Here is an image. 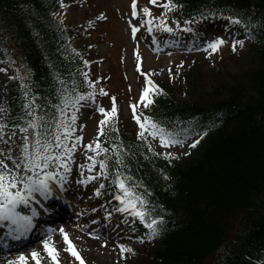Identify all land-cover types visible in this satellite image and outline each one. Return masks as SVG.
<instances>
[{
  "label": "trees",
  "instance_id": "1",
  "mask_svg": "<svg viewBox=\"0 0 264 264\" xmlns=\"http://www.w3.org/2000/svg\"><path fill=\"white\" fill-rule=\"evenodd\" d=\"M58 2L0 0V32L7 40L3 43L19 53L22 64L15 69H21L20 75L31 69V81H24L30 97H24L19 79L8 81L14 126H25L31 119L24 104L32 95L41 105L32 108L40 115L56 113L53 105L60 103L61 80L67 90L75 82L78 91H86L84 61L68 51L64 37L74 32L53 15L60 10ZM175 4L182 5L174 9L181 22L206 9L220 10L240 16L251 33L243 47L231 51L234 68L222 57L210 64L205 58L185 60L187 64L180 66L185 64L186 70L170 67L177 75L158 80L164 92L153 96L152 105L139 109L181 134L204 126L211 129L186 157L156 155L137 136L130 118L115 126L118 132L106 127L101 141L110 148L108 182L115 175L116 150L111 145L116 143L121 145L120 171L147 194L151 216L163 218L160 232L148 238L143 251L131 246L138 259L123 264H212L221 248V264H264V0ZM3 49L0 41V57L8 59ZM128 218L134 225L131 231L147 236L149 230L138 218Z\"/></svg>",
  "mask_w": 264,
  "mask_h": 264
},
{
  "label": "snow or ice",
  "instance_id": "2",
  "mask_svg": "<svg viewBox=\"0 0 264 264\" xmlns=\"http://www.w3.org/2000/svg\"><path fill=\"white\" fill-rule=\"evenodd\" d=\"M153 5L157 4V0H149ZM61 8H66L65 0H60ZM163 11L160 16H153L152 10L145 6L142 9L143 17L141 25H145L146 32L152 34L154 30L160 29L169 34L174 33L177 29L193 33L195 30L191 27L192 23L199 24L202 21H214L217 17L228 21L225 24V29L229 30L230 25H243L244 22L238 15H225L220 10H208L198 13V19H192L191 21H184L183 25L178 19L172 17L174 21V27L168 23L169 13L176 8L182 7L174 3V0H163V3L159 5ZM131 15L136 17L139 15L137 9V0H132L131 4ZM53 15H60L54 13ZM100 19H106L103 13L100 14ZM156 21V23H154ZM92 22L89 21V24ZM132 24L131 34L135 38L136 33L139 31L140 26ZM246 27V25H245ZM155 42V38H153ZM227 41L223 34L216 36L214 39L206 41L205 50H210L211 53H216L220 50ZM237 45L240 47L244 46L243 39L233 38L231 47L233 51L237 50ZM160 49L157 48V51ZM7 54V49H3ZM76 51V49H73ZM142 57L139 51L136 52V67L141 70ZM6 63L15 64L16 61L9 55V60ZM88 60L84 61L87 65ZM7 68L0 69V71L7 72ZM171 73V70H169ZM21 69H16V75L14 78L19 79L21 87L23 89L24 97H30L28 86L24 81L27 79L31 81V69H25V75H20ZM146 78V85L143 88L139 97L138 103L142 104L143 107L154 103L153 96L161 94L164 89L156 84L151 78L144 73ZM85 80L88 83L90 91L80 92L73 82L71 90H67L64 87L63 80L60 81L61 87L57 89L59 104L53 105L56 109V113L49 117V114L45 112L40 115L36 109L32 108V105H36V108H40L41 105L36 104L35 96L24 104L26 109H29L27 116L31 117L27 121V127L22 128L21 131L26 133L24 141L22 143V152L20 157L12 159L11 167L9 164L0 159V222L7 223L12 229L10 234H14L17 239L27 236L32 229L35 227V220L40 216L35 205H40L46 215H56L58 209L55 205L45 206L42 202L48 201L53 197L52 182H55L59 186L61 192L65 191V185L68 181L70 174L73 171L72 162H75L74 152L77 150L79 143L82 142L83 137L77 133V121L79 119L78 112L82 106H87L88 102H94L97 94V90L101 95H107L108 93L104 88H98L95 81L89 78L87 72L83 73ZM85 102L84 105L81 102ZM111 108L106 109L103 106L98 107L99 113L103 114V118L99 121L98 136L106 135V126L110 131H119L118 127H113L109 124L110 121L115 122L118 114V108L116 103V97H111ZM132 109L133 119L136 121L139 132L138 136L143 140L146 138V134L150 135L153 139H158L161 146L167 148L172 145L182 144L184 141L181 138V133L173 130L170 126H166L161 122L154 120L149 115L138 113L137 102H133L130 105ZM71 115H67L68 112ZM31 129V133H29ZM199 141H193L192 147H195ZM84 147L90 150L93 155H89L88 152H83V157H86V163H78V176H83L84 179L78 180L82 185H87L90 181H102L109 176V163L108 160L111 158L107 154L110 151L108 146H105L100 139H96L94 142H88ZM121 145L113 143L111 145L112 150L115 151L116 165H113L115 175L112 179V184L108 187H115L116 194L114 199L119 202L118 206L114 208V211L120 213H130L134 218L145 225L149 230L147 237L154 239L155 236L160 232L159 224L162 222V217H152L151 209L148 205L151 201L148 199L146 193L138 191L140 185L138 183H132L133 178L120 171L123 166V159L119 148ZM148 149L154 151L152 145H147ZM5 151L10 152V149ZM101 153H104V158H99ZM161 153H156L160 155ZM165 157L171 159L173 153L163 152ZM99 167V171H95L96 167ZM105 183L99 182V186L94 188L96 196L101 195V189L105 188ZM38 197L42 198L39 199ZM27 210V211H25ZM95 211V209H92ZM112 213H107L106 218L111 217ZM59 232L62 235L63 241L66 245V251L71 254L75 260L79 261V264H86V261L81 256L73 240L70 239L69 233L64 227L58 228H47L40 242L43 244V251H37L33 248L30 254L26 255L23 251L18 252L14 259L7 260L6 264H62L59 253L60 249L56 247L53 241V234ZM135 231V229H133ZM90 235H95L93 232H89ZM143 242V237H138ZM105 245L107 240L104 241ZM119 253L121 258L126 259L127 254H135V249L128 247L124 243L118 244Z\"/></svg>",
  "mask_w": 264,
  "mask_h": 264
},
{
  "label": "rangeland",
  "instance_id": "3",
  "mask_svg": "<svg viewBox=\"0 0 264 264\" xmlns=\"http://www.w3.org/2000/svg\"><path fill=\"white\" fill-rule=\"evenodd\" d=\"M138 1L141 12L138 8ZM162 3L163 0H157L156 5L151 4L149 0H137L139 15L133 17L131 15L132 0H78V2L74 3L71 0H65L67 7L61 8L59 11L60 15H57V19L64 26H73L77 30L75 38L70 41V46L81 53L80 56L83 61L84 56L85 60L89 61L86 65L85 72L88 73L91 80L96 82L97 89L104 88L108 93L107 95H101L97 90L95 101L88 102L87 106H82L78 112L79 119L77 121L76 134L82 135L83 140L74 152L75 162H72L73 171L66 182V184L72 186L71 190L77 186L76 191L70 192L69 196H67L71 208L76 212L74 216L77 221L73 227L65 230L69 233L70 239L73 240L79 252L85 246L89 245L88 239L97 243L96 248H101V253L98 254L97 252L98 259L92 260L85 253L84 256L81 255L86 261V264H123L124 260L133 262V259H137L134 254H127L126 259L121 258L118 244L124 243L130 248L134 245L137 248L140 247V251H143L145 249L144 246L149 241L147 237L128 230L131 226H129L128 220L124 216L127 213L114 211V208L119 204L114 199V195L116 194L115 190L102 188L101 195H95L94 188L99 186V182L104 183L105 179L102 181H90L87 185H82L78 182V180L84 179V177L78 176L79 169L77 165L78 163L87 162L86 157H83V152H88L89 155L94 154L86 149L84 145L100 139V136H98V128L103 114L99 113L98 107L103 106L110 110L112 103L111 97L116 96L117 106L120 104V112L128 115V104L133 102H137L138 104L141 92L146 85L144 73H147V76L157 84L158 77L163 79V76L169 75L173 78L177 75V72H173L175 69L180 70L182 68L186 70L185 64L180 66V63H183L186 59L181 61L178 59V54L183 56L194 52L197 53L198 51L196 55L204 54L201 57L205 56L203 58L208 61L207 64L218 60V57H222L224 60H229V67H235L234 60L236 58L233 54L235 51L230 52L232 47L231 42H229L233 39L229 40L224 37L227 42L221 46L219 51L211 53L208 50L206 52V41L220 35L213 32H208L210 35L208 38L195 41L192 45L185 41L184 43L190 47L186 48L181 45L180 49L183 51L179 52L165 50L169 47V42L159 44V35L162 34V31L159 29L154 30L149 35L146 31H140L141 27L145 26L142 25L136 33L135 38H133L131 27L132 24L141 25L139 19L143 17V7H149L152 10L153 16H160L163 9L159 5ZM101 13L104 14L106 19L99 18ZM89 21L92 23L89 24ZM153 38H155V42H153ZM157 48L160 50L157 51ZM137 51H139L142 57L141 70H138L136 67ZM8 53L16 61L15 65L22 64L21 59L19 60V53L13 47L11 52L8 51ZM185 63L187 64V62ZM168 67L169 69L170 67H175V69H171L170 73L167 70ZM3 68H7L8 70L7 72L0 71V159L5 160L9 164V167H11L12 160L9 157L12 159L20 157L23 143L21 138L24 139L27 134L22 132L21 129L11 128L9 125V117L6 109L7 99L5 100V98H8L7 81L13 77L14 68L8 63L0 61V69ZM157 73L163 74L159 76ZM84 104L85 102L82 103V105ZM31 131L29 129V133ZM146 138L160 152H182L189 145V143H185L184 141L182 144L165 148L159 144L158 139H153L147 134ZM6 149H10L11 151L7 152L5 151ZM95 171H99L98 165ZM92 209H95V211H92ZM109 212L112 215L106 218ZM107 227L112 228L106 232ZM89 232H93L95 235H90ZM138 237H143V242ZM105 240H107L106 245L104 243ZM53 241L58 246L57 248L60 249L59 258L62 264H79V261L75 260L65 250L66 245L61 234L54 237ZM62 244H64L63 248H61ZM220 253L218 251L212 264L220 263Z\"/></svg>",
  "mask_w": 264,
  "mask_h": 264
},
{
  "label": "bare ground",
  "instance_id": "4",
  "mask_svg": "<svg viewBox=\"0 0 264 264\" xmlns=\"http://www.w3.org/2000/svg\"><path fill=\"white\" fill-rule=\"evenodd\" d=\"M5 97H6V93H5ZM5 100H6V98H5ZM205 130H206V128H205ZM21 139H22V141H24L23 138H21ZM16 148H17V144H16ZM55 189L58 192H60L57 185H56V188ZM38 206L39 205L37 204L36 207H38ZM45 206H48V205H45ZM25 211H27V210H25ZM38 211L40 212V215L43 213L42 212V209L41 210H38ZM88 241H89L88 242L89 245L88 246H85L83 248V250L80 252L81 255L84 256V253H85V255L87 257H90V259H92V260L93 259H98L99 256H97V252H98V254L101 253V248H96L95 246H97V243L92 242L91 239H88ZM19 242H20V239H16V238L13 240V242H6V243L0 242V251H5L7 248H11V247H18ZM63 246H64V244L61 245V248H63ZM56 247H58V246H56ZM36 250L42 252L43 251L42 250V246L41 245L37 246L36 247ZM15 254H16V252H15ZM1 256H2V254L0 253V264H6L7 260H3V257H1ZM30 264H34V262H31L30 261ZM48 264H49V262H48Z\"/></svg>",
  "mask_w": 264,
  "mask_h": 264
}]
</instances>
